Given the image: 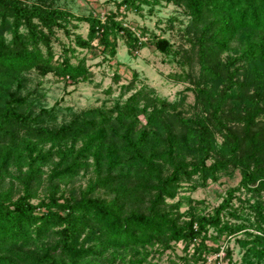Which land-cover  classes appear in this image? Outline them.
<instances>
[{
    "label": "trees",
    "instance_id": "obj_1",
    "mask_svg": "<svg viewBox=\"0 0 264 264\" xmlns=\"http://www.w3.org/2000/svg\"><path fill=\"white\" fill-rule=\"evenodd\" d=\"M160 1L119 0L118 10L102 20L58 7L0 0V264H97L111 261L119 250L132 253L122 264H160L149 255L172 250L177 243L181 254L168 257L167 264H205L212 251L207 240L216 243L241 230L246 237L236 242L245 263L264 260V0H164L182 5L194 25L202 23L191 44L197 47L200 68L194 90L210 109L198 120L201 128H185L182 135L173 129L184 125L177 115L171 114L169 123L160 121L175 104L146 85L136 88L131 80L119 86L120 94L133 90L124 100L108 109L83 110L56 128L41 124L56 119L55 106L32 114V100L10 90L11 82L29 70L52 72L71 82L88 78L84 56L73 63L63 49L53 59L50 35L60 21L85 20L86 37L74 35L76 45L89 48L96 39L100 52L113 57L118 36L125 38L129 52L140 44L133 29L117 18L119 9L135 11ZM232 41L237 55L216 58L225 81L205 58L217 57ZM153 45L160 52L170 50L164 38L155 37ZM69 51L74 54L75 49ZM216 80L227 89L214 99L205 86ZM229 98H237L241 132L224 126L223 142L216 146L211 129L221 123L219 112ZM138 114L145 120L140 127ZM186 153L195 159L186 160ZM88 158L96 169L94 179L77 198L59 201L52 180L78 173ZM44 165L49 166V192L33 203L32 191ZM230 166L239 169L240 180L225 188L208 211L198 208L203 201L183 194L196 188L193 178L204 185ZM5 180L20 192L17 196H12L14 187H3ZM96 187L113 196L92 195ZM175 196L176 202L166 201ZM134 200L147 203L146 210L125 211L126 202ZM182 205L186 208L179 212ZM47 236L53 237L43 241ZM226 264L236 263L228 258Z\"/></svg>",
    "mask_w": 264,
    "mask_h": 264
},
{
    "label": "rangeland",
    "instance_id": "obj_2",
    "mask_svg": "<svg viewBox=\"0 0 264 264\" xmlns=\"http://www.w3.org/2000/svg\"><path fill=\"white\" fill-rule=\"evenodd\" d=\"M26 5L35 3L44 6L58 7L69 11L76 16L96 15L104 18L116 9V3L119 0H19ZM117 18H122L124 24L130 26L140 40L138 47L132 48L129 52L125 45V38L118 36L116 38V53L113 57H108L100 52L101 47L95 45L96 39L92 41L91 47H80L74 42V35L86 37L87 22L85 20L70 19L68 22L60 21L61 25L52 27L50 35V45L54 52L53 59L58 60L66 49V55L69 56L71 62L75 63L81 56L83 64L89 72L86 80L71 82L69 80L60 79L52 72L40 75L36 70L22 72L18 76V81H12L10 90L17 96H28L27 101L32 100L33 103L28 110L32 114H36L40 108H51L55 106L57 117L55 120H44L42 125L49 128H56L61 123L68 122L75 114L83 110L92 108L108 109L115 104L116 101L124 100L133 90L121 93L119 86L127 84L130 80L134 82L136 88L146 85L153 92L167 100L173 102L175 107L165 111L161 118V122L169 123L170 115H177L178 118L184 120V125H175L172 121L173 129L178 131V135L185 132V128H201L202 123H198L201 117L208 115L209 105L201 99V95L195 90V83L200 79V68L198 61L197 47H192L199 36V30L202 23L194 25L191 17L187 15L184 8L180 4L171 1L165 2L161 0L158 3L142 4L138 10L119 9ZM35 20V19H34ZM155 37L164 38L170 45L168 53L160 52L153 45ZM5 38H9V34H5ZM235 42L229 44V48L218 53L217 57H206V63L213 69L221 72V76L226 80L225 72L217 67L216 61H225L229 56L237 55L234 51ZM69 49H75L71 54ZM137 50V53L133 51ZM217 58V59H216ZM228 70L233 66L229 65ZM115 73V74H114ZM175 74V75H174ZM177 74L187 75L186 79L177 78ZM174 75V76H173ZM173 76V77H172ZM242 78V74H238V79ZM235 79V76H233ZM213 85L212 81H208L206 88L211 90V96L216 99L217 95L227 89L225 82H218ZM202 86V83H200ZM110 91H106L107 88ZM251 90V89H250ZM250 90L247 93H250ZM237 98L226 99L222 104V110L219 112L220 124L214 126L211 131L214 134L213 141L216 146L223 142L225 127L241 132L242 123L238 121V112L234 102ZM137 125L140 127L144 122L142 114L137 115ZM202 124V125H201ZM201 125V126H199ZM223 126V127H222ZM210 127V126H209ZM211 128V127H210ZM193 141V140H192ZM192 143V142H191ZM80 142H76V147ZM194 144V143H192ZM48 144L44 148H47ZM186 160L195 159V157L186 153ZM211 158L206 159L209 162ZM84 168L78 173L60 179H53L52 183L56 184L55 195L59 197V201L65 199L77 198L85 189L86 184L93 180L96 176V169L91 164V159ZM49 166L44 165L43 171L39 176V181L33 188L34 196L31 202H38L49 192V184L47 172ZM227 173L219 175L216 180L208 178L204 185H200L199 179H192L193 183H198L196 188L191 191H184L183 194L189 195L192 200H201L203 203L198 204V208L203 212L208 211L215 206L219 200V195L229 186H234L240 180L238 168L227 169ZM136 179H133V181ZM3 187L13 188L10 180H5ZM15 187L12 189V196L19 194ZM92 195L105 197L107 199L113 196V193L103 188H97ZM177 196L174 198H166L168 203L176 202ZM147 203H140L137 200L127 201L124 210L145 209ZM204 205V206H202ZM207 206V207H206ZM185 206L178 208L179 212L185 210ZM173 209V208H172ZM249 230V229H248ZM246 232V231H245ZM53 236L43 238V241H49ZM246 237L245 233L240 232L223 237L216 243L207 240L211 245V252L205 264H212L217 261L219 264H226L228 258L236 264H246L242 259L243 249L236 242V238ZM181 244L177 243L173 249H166L156 255H149L150 259L157 260L160 264H167L168 257H174L175 254H181ZM229 253V257L227 256ZM104 254L109 257L108 251ZM154 254V253H153ZM130 251L119 250L110 259H105L97 264H122L131 257ZM254 264V263H253ZM258 264H264V260Z\"/></svg>",
    "mask_w": 264,
    "mask_h": 264
},
{
    "label": "built area",
    "instance_id": "obj_3",
    "mask_svg": "<svg viewBox=\"0 0 264 264\" xmlns=\"http://www.w3.org/2000/svg\"><path fill=\"white\" fill-rule=\"evenodd\" d=\"M101 19H102V18H101ZM102 20H103V19H102ZM139 41H140V40H139ZM133 52H134V53H137V50H134Z\"/></svg>",
    "mask_w": 264,
    "mask_h": 264
}]
</instances>
